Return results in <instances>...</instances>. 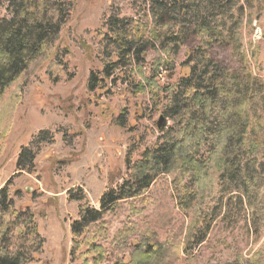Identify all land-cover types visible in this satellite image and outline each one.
<instances>
[{
  "label": "rangeland",
  "instance_id": "obj_1",
  "mask_svg": "<svg viewBox=\"0 0 264 264\" xmlns=\"http://www.w3.org/2000/svg\"><path fill=\"white\" fill-rule=\"evenodd\" d=\"M53 1L70 7L57 39L0 95V189L10 181L15 208L34 214L44 243L31 264H80L69 256V225L77 218V202L69 201L66 190L81 186L98 208L100 195L127 177L126 158L136 161L158 142L162 133L156 123L162 115L146 92L132 93L120 82L103 91L86 89L89 72L101 69L103 20L111 13L136 16L140 0ZM240 5L230 19L236 23L239 18L237 41L214 44L210 56L222 75L244 83L256 77L255 87L261 84L264 94V0H240ZM10 15L6 0H0V18ZM197 42L194 36L186 41L172 58L171 79L162 74L161 83L173 84L188 72L184 62ZM154 57L150 50L148 59ZM51 66L57 74L49 71ZM252 101L244 115L252 128L241 151L247 172L253 173L248 196L239 195L237 184L217 180L215 199L205 203L215 207V215L206 224L201 219L195 224L191 208L178 206L172 175H161L143 195L103 215L107 232L98 242L115 256L120 251L112 246L114 237L127 230L128 242L147 237L165 243L167 264H264V95ZM22 147L35 150L32 173L17 170Z\"/></svg>",
  "mask_w": 264,
  "mask_h": 264
},
{
  "label": "trees",
  "instance_id": "obj_2",
  "mask_svg": "<svg viewBox=\"0 0 264 264\" xmlns=\"http://www.w3.org/2000/svg\"><path fill=\"white\" fill-rule=\"evenodd\" d=\"M6 2L11 15L0 18V95L31 59L57 39L70 11L69 6L64 9L65 1ZM139 4L136 16L111 13L103 20L98 32L101 69L89 72L86 89L103 91L120 82L132 93L146 92L151 105L171 124L160 128L158 142L145 148L136 161L126 158L127 177L100 195L98 208L91 205L81 186L66 190L69 201L77 202V218L69 225V256L80 264H167L170 253L165 243L147 237L128 242L127 230L114 237L112 246L120 251L115 256L98 242L107 232L103 215L117 203L143 195L161 175H172L178 206L191 208L195 224L199 219L206 224L215 215V207L205 203L215 199L217 180L237 184L239 195L247 196L253 182L241 151L252 128L244 115L252 97L264 95L261 84L255 87L256 77L244 83L238 77L222 75L210 56L214 44L237 41L239 18L236 23L230 19L233 9H242L240 0H140ZM192 36L198 42L187 53L184 68L188 72L173 84L161 83L162 74L171 79L172 58ZM150 50L155 54L151 60ZM49 71L58 73L53 66ZM233 114L240 115L239 119ZM3 137L0 133V139ZM229 149L233 153H224ZM34 159L35 150L22 147L17 170L32 173ZM256 166L253 164L254 169ZM10 183L0 189V264H31L41 253L44 239L33 212L15 208Z\"/></svg>",
  "mask_w": 264,
  "mask_h": 264
},
{
  "label": "water",
  "instance_id": "obj_3",
  "mask_svg": "<svg viewBox=\"0 0 264 264\" xmlns=\"http://www.w3.org/2000/svg\"><path fill=\"white\" fill-rule=\"evenodd\" d=\"M163 119H164V117L161 116L160 119L157 121V123H156L157 124V128H159V129L161 128V126L163 125V123H162Z\"/></svg>",
  "mask_w": 264,
  "mask_h": 264
},
{
  "label": "bare ground",
  "instance_id": "obj_4",
  "mask_svg": "<svg viewBox=\"0 0 264 264\" xmlns=\"http://www.w3.org/2000/svg\"><path fill=\"white\" fill-rule=\"evenodd\" d=\"M106 81V80H105Z\"/></svg>",
  "mask_w": 264,
  "mask_h": 264
}]
</instances>
